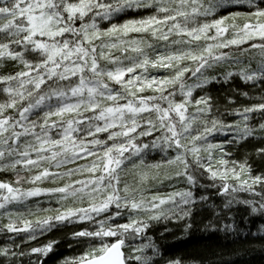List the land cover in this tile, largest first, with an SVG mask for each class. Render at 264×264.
I'll return each instance as SVG.
<instances>
[{"label":"snow or ice","instance_id":"6c2138e0","mask_svg":"<svg viewBox=\"0 0 264 264\" xmlns=\"http://www.w3.org/2000/svg\"><path fill=\"white\" fill-rule=\"evenodd\" d=\"M0 174V264L264 257V0H0Z\"/></svg>","mask_w":264,"mask_h":264},{"label":"trees","instance_id":"16d2710c","mask_svg":"<svg viewBox=\"0 0 264 264\" xmlns=\"http://www.w3.org/2000/svg\"><path fill=\"white\" fill-rule=\"evenodd\" d=\"M239 83V82H237ZM222 91V90H220ZM250 151V147L238 148L235 155L237 158H240L243 154H246ZM160 159L158 154H153V157H150V162ZM0 178H9L5 177L3 174H0ZM172 234L165 233L166 239L162 241L167 254L171 256H192L198 253H207L209 249L220 250L233 248L236 245H233L232 241L226 239L222 233L210 234L200 230H193L188 235H181L177 226L174 223H169L166 225ZM165 225H158L150 235L156 236L160 232H163ZM76 253L72 249L68 248L66 245L60 247L57 250V255L53 257L48 264H57V261L63 259L65 256H72ZM230 259H235V257H226ZM237 264H264V257H262L258 252L251 253L241 257V260Z\"/></svg>","mask_w":264,"mask_h":264}]
</instances>
